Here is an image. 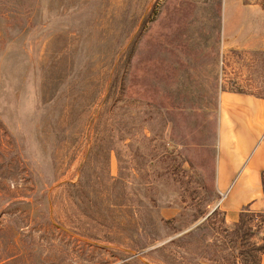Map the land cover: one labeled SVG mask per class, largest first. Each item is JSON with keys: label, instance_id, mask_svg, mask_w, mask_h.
Wrapping results in <instances>:
<instances>
[{"label": "rangeland", "instance_id": "1", "mask_svg": "<svg viewBox=\"0 0 264 264\" xmlns=\"http://www.w3.org/2000/svg\"><path fill=\"white\" fill-rule=\"evenodd\" d=\"M226 94L264 99V0H0V264H256Z\"/></svg>", "mask_w": 264, "mask_h": 264}, {"label": "crops", "instance_id": "2", "mask_svg": "<svg viewBox=\"0 0 264 264\" xmlns=\"http://www.w3.org/2000/svg\"><path fill=\"white\" fill-rule=\"evenodd\" d=\"M223 103L234 106L237 113L222 117L219 130L216 187L225 195L220 208L231 219L246 207L264 213V99L226 94ZM261 235L264 239V224Z\"/></svg>", "mask_w": 264, "mask_h": 264}, {"label": "trees", "instance_id": "3", "mask_svg": "<svg viewBox=\"0 0 264 264\" xmlns=\"http://www.w3.org/2000/svg\"><path fill=\"white\" fill-rule=\"evenodd\" d=\"M263 188H264V174H263ZM260 217L261 218V225L259 226L260 229H262V226L264 224V214H256L250 210L249 207L244 208V210L239 214V222L241 224V228L243 229L247 223V221H251L254 217ZM164 249L168 247V244H165ZM260 254V258L256 264H261V255L264 253V239L262 240V244L258 245L254 249Z\"/></svg>", "mask_w": 264, "mask_h": 264}, {"label": "built area", "instance_id": "4", "mask_svg": "<svg viewBox=\"0 0 264 264\" xmlns=\"http://www.w3.org/2000/svg\"><path fill=\"white\" fill-rule=\"evenodd\" d=\"M225 197V195H223V198ZM223 198H222V200H223Z\"/></svg>", "mask_w": 264, "mask_h": 264}]
</instances>
